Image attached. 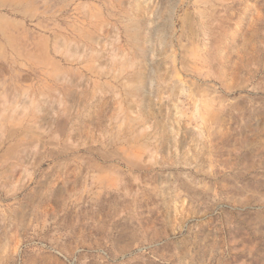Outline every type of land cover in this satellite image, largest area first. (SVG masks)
<instances>
[{
    "label": "rangeland",
    "instance_id": "374dc122",
    "mask_svg": "<svg viewBox=\"0 0 264 264\" xmlns=\"http://www.w3.org/2000/svg\"><path fill=\"white\" fill-rule=\"evenodd\" d=\"M178 2L0 0V264H264V0Z\"/></svg>",
    "mask_w": 264,
    "mask_h": 264
},
{
    "label": "bare ground",
    "instance_id": "6f19581e",
    "mask_svg": "<svg viewBox=\"0 0 264 264\" xmlns=\"http://www.w3.org/2000/svg\"><path fill=\"white\" fill-rule=\"evenodd\" d=\"M178 3V4H177ZM179 5L178 0H168V4H167V12L166 14H164L163 16H161V20H159V22H156V25L152 28V32L150 33L149 36H147L145 39L148 42L147 44V48H149L150 53L157 55V51H159L160 49H162V47L165 46V37L167 35H169L170 30L173 31V26H175V13L173 12V8L174 5ZM171 13H173V16L171 15ZM171 37V36H170ZM179 42L178 40H173V44H177ZM156 46H158V50L156 51ZM144 51V50H143ZM156 51V52H155ZM145 53V51H144ZM151 61H154L153 58H150ZM183 62L185 61L184 58H180V56H178L176 59H173L172 62ZM176 65H173V68L175 70V73H177L176 71ZM153 68L150 67L149 71L150 74L152 73Z\"/></svg>",
    "mask_w": 264,
    "mask_h": 264
}]
</instances>
